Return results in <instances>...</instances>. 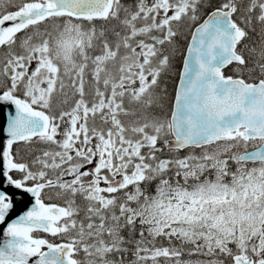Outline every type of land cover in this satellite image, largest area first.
Listing matches in <instances>:
<instances>
[{"label": "snow or ice", "instance_id": "6c2138e0", "mask_svg": "<svg viewBox=\"0 0 264 264\" xmlns=\"http://www.w3.org/2000/svg\"><path fill=\"white\" fill-rule=\"evenodd\" d=\"M0 264H264V0H0Z\"/></svg>", "mask_w": 264, "mask_h": 264}]
</instances>
